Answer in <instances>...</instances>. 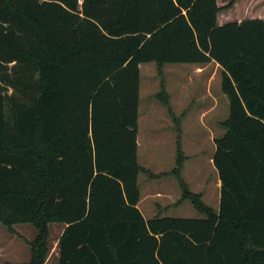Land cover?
Wrapping results in <instances>:
<instances>
[{
    "label": "trees",
    "instance_id": "obj_1",
    "mask_svg": "<svg viewBox=\"0 0 264 264\" xmlns=\"http://www.w3.org/2000/svg\"><path fill=\"white\" fill-rule=\"evenodd\" d=\"M238 0H230L231 8ZM218 0H0V223H65L58 264H264V17L223 21ZM222 67L229 98L213 162L219 211L174 174L204 217L138 206L140 64ZM19 236H21L19 234Z\"/></svg>",
    "mask_w": 264,
    "mask_h": 264
},
{
    "label": "rangeland",
    "instance_id": "obj_2",
    "mask_svg": "<svg viewBox=\"0 0 264 264\" xmlns=\"http://www.w3.org/2000/svg\"><path fill=\"white\" fill-rule=\"evenodd\" d=\"M229 1L218 0L219 5L224 7L219 15L223 21L264 17V0H238L233 7L226 8ZM216 67V62H212L203 73L198 75V71L191 63H167L161 69L162 73L155 61L141 63L138 112V161L143 167L156 172L170 170L175 164L176 155L175 121L169 114L167 106L156 97V94L162 89V84L164 83L165 90L171 95V106L178 116L184 110H189L186 117L179 116L183 128L182 144L189 156L185 162L183 175L193 191L204 190L213 199L217 197L215 186L217 174L212 170L214 164H211L209 159V155L213 151L212 146L215 150V143H212L210 138H212V134L218 136L224 132L221 121L229 115V98L221 86V66H218V72L210 85L206 81L213 75ZM209 86L212 92H210ZM216 98L219 100L217 108L206 116L204 114L203 117L201 110L204 107L213 106ZM198 170L207 172L202 178L203 180L197 176ZM206 179L209 181L207 184ZM138 181L144 197L146 194L156 193L157 189L164 193L170 190V193L173 192L178 197L181 195L178 181L170 174L158 179H151L146 173L140 172ZM209 196L205 194L204 200L218 209L219 200L214 202ZM156 204L161 206V211L156 209ZM140 207L146 218H151L158 213L161 214L160 216L203 217L193 207L190 200L175 204L171 198L153 195L145 199ZM65 225L60 222L50 223L51 250L47 264H57L58 238ZM15 227L20 232V237L11 235L6 226L0 223V245L6 247L10 240L7 254L1 257L0 264H5L4 260L8 257L14 259L13 256H9L11 254L20 256L16 258L23 261L24 264L30 261L31 246L26 241H32L37 230L32 224L27 223L17 224Z\"/></svg>",
    "mask_w": 264,
    "mask_h": 264
},
{
    "label": "crops",
    "instance_id": "obj_3",
    "mask_svg": "<svg viewBox=\"0 0 264 264\" xmlns=\"http://www.w3.org/2000/svg\"><path fill=\"white\" fill-rule=\"evenodd\" d=\"M212 62H215V61H211V62H208V63H191V64H193V67H195V69L198 71L197 72V74L198 75H200L201 73H203L211 64H212ZM216 64H217V67H216V70L213 72V75H211L209 78H207L206 79V81H207V84L208 85H210V82L213 80V78L215 77V75L217 74V72H218V66L220 67L221 65L220 64H218L217 62H216ZM222 68V67H221ZM210 75V74H209ZM207 85V86H208ZM209 88H210V86H209ZM210 92H212L211 91V88H210ZM213 98H215V97H213ZM216 101L214 102V105L213 106H208V107H204L202 110H201V115L203 116L204 114H205V116L206 115H208L212 110H215L216 108H217V105H218V103H219V100H218V98H216L215 99ZM170 104H171V95H170ZM171 108H172V106H171ZM172 110H173V112L176 114V112L174 111V109L172 108ZM188 109L187 110H184L179 116L180 117H186V115L188 114ZM169 112V111H168ZM170 114V113H169ZM171 115V114H170ZM177 115V114H176ZM178 116V115H177ZM204 117V116H203ZM228 117V116H227ZM225 120V119H224ZM222 122V121H221ZM181 129H182V132H183V128H182V126H181ZM224 131H225V129H224ZM177 132V131H176ZM182 132H181V147H182V150H183V153H184V155L186 156V159H185V161H184V164H183V167H182V170H181V176H182V178L184 179V181L186 182V184H187V186H188V188L192 191V192H195V193H200L201 195H202V200L206 203V204H208L205 200H204V198H203V196L205 195V194H207L208 196H209V194L207 193V192H205L204 190H200V189H198V187H197V189H198V191H193L192 189H191V187H190V184L187 182V180H186V178L184 177V167H185V162H186V160L188 159V155L186 154V152H185V150H184V148H183V144H182ZM224 133V132H223ZM222 133V134H223ZM222 134H219L218 136H214L213 134H212V138H210V140L212 141V143H215V138H217V137H219V136H221ZM138 147H139V143H138ZM213 147V151H212V154L211 155H209V159H210V162H211V164H214V162H213V156H214V153H215V150H214V146H212ZM215 148H216V144H215ZM176 152H177V135H176ZM139 162V161H138ZM140 164V163H139ZM141 165V164H140ZM175 165H176V155H175V164H174V166L170 169V170H166V171H152L151 169H149V168H145L146 170H148V171H150L152 174H154L153 176L151 175V174H149V172H145V171H140V172H144V173H146L147 175H148V177L149 178H151V179H158V178H160V177H163V176H166V175H173L175 178H176V180L178 181V183H179V186H180V188H181V195H180V197H178V196H176L175 194H173V192L172 193H170L169 191H166L165 193L164 192H161L159 189H157V192L156 193H152V194H146V196L144 197V196H142V193H141V189H140V201H139V203H138V206H139V208L141 209V204H142V202L145 200V199H147L149 196H153V195H156L157 197H163V198H167V199H173L174 200V202H175V204H180L181 202H183L184 200L182 199V187H181V185H180V182H179V180L177 179V177L174 175V174H172L171 173V171H172V169L175 167ZM142 166V165H141ZM213 166V165H212ZM143 167V166H142ZM213 169V171L214 172H216V174H217V177H216V181H215V186H216V188H217V197L215 198V199H213L211 196H209L214 202H216V201H218L219 200V205H220V199H221V180H220V175H219V172H218V170H217V168L215 167V165L212 167ZM205 173H207L205 170H203V171H199L198 170V172H197V176L198 177H200L201 178V180H203L202 178L204 177V175H205ZM140 174V173H139ZM138 178H139V176H138ZM206 184L209 182L208 181V179H206ZM211 182V181H210ZM138 184H139V181H138ZM210 184V183H209ZM197 185V184H196ZM139 188H140V185H139ZM154 191V190H153ZM176 198V199H175ZM185 200H189V199H185ZM208 205H210V204H208ZM156 206V209H159V211H161V206L159 205V204H156L155 205ZM154 206V207H155ZM211 206V205H210ZM213 207V206H212ZM214 208V207H213ZM166 209H168V208H166ZM215 209V208H214ZM217 212L219 211V207H218V209H215ZM141 211L143 212V210L141 209ZM155 211V210H154ZM154 211H152L153 213H154ZM144 213V212H143ZM201 214V213H200ZM160 216L161 214L160 213H158V214H155L154 216H152L151 218H153V217H155V216ZM203 215V214H202ZM203 217H204V215H203ZM147 219H150V218H147ZM16 226V225H15ZM14 226V228L16 229V231H17V233H11L9 230V232L11 233V235H14V236H18V237H20L19 236V234H20V232L18 231V229L16 228ZM65 227H66V225H65ZM7 228V227H6ZM8 229V228H7ZM65 229V228H64ZM62 234V233H61ZM60 234V235H61ZM60 237V236H59ZM58 241H59V238H58ZM10 244V240H9V242L7 243V246ZM58 244V243H57ZM7 246L5 247L4 245H0V260H1V257L4 255V254H7L6 252H7ZM58 248H59V246H58ZM4 256H6V255H4ZM9 256H13L14 257V259H11L10 257H8V258H6L4 261H6V263L5 264H24L23 263V261H21V260H19V259H17L16 257H18V255L17 254H11V255H9ZM20 257V256H19ZM18 257V258H19ZM28 261V260H27ZM47 262H48V259L46 260V264H47ZM58 262H59V252L57 253V264H58ZM26 263V262H25ZM29 263V261L27 262V264Z\"/></svg>",
    "mask_w": 264,
    "mask_h": 264
}]
</instances>
